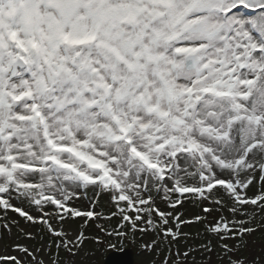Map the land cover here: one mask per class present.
<instances>
[{
    "label": "rangeland",
    "instance_id": "rangeland-1",
    "mask_svg": "<svg viewBox=\"0 0 264 264\" xmlns=\"http://www.w3.org/2000/svg\"><path fill=\"white\" fill-rule=\"evenodd\" d=\"M18 1L42 25L49 64L28 77L14 73L12 52L0 54V198L8 206L0 209V264H105L124 250L134 251L135 264H232L219 246L234 247L244 264H264V11L238 10L239 0ZM243 1L250 8L264 4ZM14 3L0 0V15ZM192 5L202 8L191 15ZM219 6L234 9L227 24L211 12ZM170 13L174 21L166 18ZM59 33L97 36L100 44L66 54ZM183 49L200 56L196 72L176 54ZM117 52L124 63H116ZM205 88L217 94L204 95ZM26 90L34 92L54 141L104 165L116 188L98 180L85 186L43 166L40 136L18 121L28 108L5 96ZM226 92L228 98L215 100ZM120 127L164 168L165 183L128 160L116 142ZM189 148L192 155L181 152ZM13 156L41 172L11 169L7 158ZM219 183L228 189L211 192ZM201 187L217 205L181 195ZM225 195L249 205L232 208ZM207 205L257 234L243 241L208 238L198 217Z\"/></svg>",
    "mask_w": 264,
    "mask_h": 264
},
{
    "label": "trees",
    "instance_id": "trees-1",
    "mask_svg": "<svg viewBox=\"0 0 264 264\" xmlns=\"http://www.w3.org/2000/svg\"><path fill=\"white\" fill-rule=\"evenodd\" d=\"M198 181H200L199 178H198ZM218 191L223 192L225 190L218 189ZM213 195L214 194L212 193L204 200H202V199H193V201L196 204H198V205L199 204L200 205L201 204L205 205V203H208V201L212 198ZM225 196H226L227 199L232 201V203H233V205H231L232 208L234 207L237 210H240L243 207L246 208L249 205V203L247 201L244 202V203H239L238 200H237V197H235V195H234V200L231 197H229L228 195H225ZM210 201L214 205L218 204V202H215L213 199H211ZM209 204H211V203H209ZM221 209L224 210V209H226V207H223ZM222 212L223 211L219 212L217 208H216V210L213 211V209H212V207L210 205L204 206L202 208V214H203L204 217L203 216H198V217H200L201 220H203L200 224L202 225L203 233H205V235L208 238L209 237L213 238L214 236H221L222 239L223 238L225 239L226 237H229L232 241H240V240L243 241V240L250 239V238H252L253 236H255L257 234V229L256 228H253V227H241V226L235 225L230 220V218L228 217V214L227 213L223 214L224 212L223 213ZM210 217H213V220L209 219ZM234 235L236 237H233ZM235 239H237V240H235ZM221 241H223V240H221ZM221 241H220V243H221ZM218 248L224 253L228 263L244 264L243 262L246 259H244L242 257H238L234 247H232V248H228L227 247L226 249H224L221 246H219Z\"/></svg>",
    "mask_w": 264,
    "mask_h": 264
},
{
    "label": "water",
    "instance_id": "water-1",
    "mask_svg": "<svg viewBox=\"0 0 264 264\" xmlns=\"http://www.w3.org/2000/svg\"><path fill=\"white\" fill-rule=\"evenodd\" d=\"M189 69L192 68L191 62ZM134 252L132 250H124V252H114L106 260L105 264H135Z\"/></svg>",
    "mask_w": 264,
    "mask_h": 264
},
{
    "label": "bare ground",
    "instance_id": "bare-ground-1",
    "mask_svg": "<svg viewBox=\"0 0 264 264\" xmlns=\"http://www.w3.org/2000/svg\"><path fill=\"white\" fill-rule=\"evenodd\" d=\"M234 14H235V13H233L232 16H233ZM232 16H231L230 18H232ZM230 18H229V19H230ZM228 21H229V20H228ZM50 136H51V134H50ZM51 139L54 141V139H53L52 136H51ZM64 176H65V175H64Z\"/></svg>",
    "mask_w": 264,
    "mask_h": 264
}]
</instances>
